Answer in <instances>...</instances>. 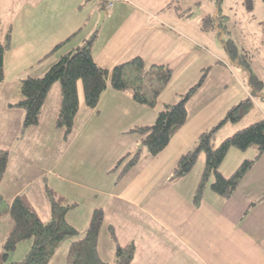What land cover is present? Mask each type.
<instances>
[{"label":"crops","instance_id":"crops-1","mask_svg":"<svg viewBox=\"0 0 264 264\" xmlns=\"http://www.w3.org/2000/svg\"><path fill=\"white\" fill-rule=\"evenodd\" d=\"M40 1L20 0L9 25L11 46L5 55V81L0 85V147L10 152L0 190L4 197L10 196L9 203L19 194H27L33 203L30 195L35 185L26 177L23 167L19 171L11 170L13 146L19 144L14 148H19L21 161L32 163L29 158L34 156L27 155L23 144L31 143L36 151L44 152V148L58 141L49 145L37 131L46 126L54 133L62 130L56 126L61 86L54 98L55 107L51 109L47 96L39 125L22 129L25 112L18 106H11L21 99V78L27 74L43 75L59 58L58 54L93 39V57L103 67L111 69L118 63L141 57L147 67L163 64L173 69V76L159 95L156 106L136 102L132 89L119 91L110 87L102 94L98 108L81 103L71 133L75 137L87 135L77 144L73 158L76 161L85 158L83 145L88 141L92 148L97 146L96 141L102 147L109 138L115 140L113 146L117 148L107 156L104 174L93 173L97 181L95 191L105 198V203L94 206L103 208V226L114 227L116 243L134 244L135 254L130 264H264V174L255 176L253 166L229 198L210 188V193L215 195L210 194L213 199L208 200L209 195L203 193L198 205L193 198L202 171L199 170V180L196 176L193 182L189 180L191 172L180 179H172L182 154L192 150L201 132L212 127L225 110L240 100H230L229 85L223 77L217 81L209 78L208 69L214 67L215 57L200 46V42L205 44L208 39L209 30L202 27L206 14L193 21L186 12L191 0H116L112 9L106 7L104 0H65L63 7L50 15L44 13L47 4L40 7ZM102 12V24L96 27ZM101 30H104L102 35ZM213 46L217 48L216 40ZM203 71L206 77L202 87L187 102L186 124L159 155L142 153L138 162L118 179L119 169L112 171V164L123 155L132 154L134 147L141 143L140 137L129 138L135 134L127 132L135 125L153 124L160 109L179 101L182 94L197 83ZM226 99L229 103L224 107ZM192 114L197 120L205 114L209 120H200L188 132ZM15 116L17 122L14 124ZM260 116L264 118L263 114ZM101 118L104 123L100 122ZM70 136L67 139L62 136L67 143L60 139L61 145H68ZM92 154L93 157L90 154L86 158V163L97 168L99 157ZM37 169L34 177L37 181L42 171H49L44 167L37 166ZM16 175L25 178V182L13 189L11 179ZM60 177L66 180L65 176ZM117 217L127 224L114 223ZM122 227H128L130 232L123 231ZM115 252L116 247L112 251V261L116 258Z\"/></svg>","mask_w":264,"mask_h":264},{"label":"trees","instance_id":"trees-1","mask_svg":"<svg viewBox=\"0 0 264 264\" xmlns=\"http://www.w3.org/2000/svg\"><path fill=\"white\" fill-rule=\"evenodd\" d=\"M218 17L216 16V19ZM214 20V17L205 16L202 19V27L209 30V26L215 25ZM11 36V26H8L5 31L0 28V85L5 81V55L11 46ZM93 42V39L88 40L84 45L62 54L43 75L27 74L21 78V99L11 106H18L24 110L23 130L39 125L49 90L57 82L61 86L62 99L56 126L65 130V139L73 132L80 107L79 82L82 83L85 104L92 109L97 108L102 94L108 87L119 91L132 89L136 102L152 107L157 105L159 95L173 76V69L170 66L153 64L147 67L141 57H135L118 63L111 69L106 68L94 59ZM225 48L230 56L239 58L234 41L227 40ZM240 62H243L246 68L248 67L249 83L256 89L262 88L261 78L251 71L248 63L243 60ZM205 77L204 72L197 83L182 94L179 101L166 104L160 109L153 124L135 125L127 132L140 137L143 148H139L135 153H128L118 160L112 171L119 169L126 157H130L122 166L118 179L138 162L144 149L151 156H157L169 145L174 134L186 124L187 102L202 87ZM248 110V102L245 101L231 107L220 124L199 135V144L194 150L185 152L179 158L173 171V180L187 176L202 151L206 155L205 167L193 198L195 204L201 203L203 191L207 186L214 193L229 198L252 169L255 160L246 159L230 176L222 174L220 165L231 146L241 149L254 146L257 148L258 155L264 153V118L237 130L219 145L214 146L215 133L228 121H239L242 113ZM9 159V150L0 147V184L5 176ZM211 176H213L212 180H210ZM45 193L49 199L51 213L48 221L41 218L27 194L16 195L6 206V211L0 212V219L5 213L9 216V228L4 236L0 264H49L64 241L79 234V231L66 218L77 204L70 202L64 195L47 185ZM4 202L5 197L0 190V204ZM104 216L102 207L93 211L85 236L71 245L69 254L72 257V264H130L132 262L135 254V246L132 243L121 245L117 242L116 258L113 262H107L100 256L99 236L104 224ZM109 231L115 238L113 226H109ZM27 239H32L33 242L26 257L19 262L8 261L10 253L21 241Z\"/></svg>","mask_w":264,"mask_h":264},{"label":"rangeland","instance_id":"rangeland-1","mask_svg":"<svg viewBox=\"0 0 264 264\" xmlns=\"http://www.w3.org/2000/svg\"><path fill=\"white\" fill-rule=\"evenodd\" d=\"M26 1L28 0H25V2ZM19 2L20 0H0V28L4 31L8 29L12 17L16 15V7L18 6ZM29 3H31L30 0ZM44 3L47 4V9L44 11V13L55 15L56 10L61 9L66 1L42 0L38 3V5L41 7V5ZM186 12L190 13L189 17L192 18L193 21L197 20L195 17L203 14L214 17L215 20L213 22L215 25L209 26L208 39H206V43L204 44L203 42H200V46L204 49H207L215 57L213 61V66L215 68L212 67L208 69L210 72L209 78L213 81H217L219 80L220 76L223 77L229 85L228 89L231 92L229 94L230 100L232 98H240L237 104L243 101L248 102L249 110L242 113L239 121H228L215 133L213 142L214 146L216 147L227 136L232 135L237 130L242 129L254 123L255 121H258L261 117V114L264 115V2L263 0H191V6L190 8H186ZM216 16H219L218 19H216ZM97 25L98 22L96 27ZM100 33L101 35L104 34V30H101ZM213 40H216L217 48L213 46ZM227 40L234 41V44L236 45L239 52V58L230 56V54L226 51L225 42ZM60 56L61 54H58V57ZM241 60L248 63L250 65L251 71L261 78L263 81L262 88L256 89L249 83L248 67L246 68L243 65V62H240ZM59 88L60 84L57 82L49 90V109H51L52 106L55 107L56 103L54 104V98ZM109 88L110 87L107 89ZM147 91L149 92V90ZM226 95L227 92L225 93V96ZM78 96L81 106L82 102L85 103L84 91L81 82L78 84ZM228 103V99H226L224 102V107L228 105ZM229 110L230 109L225 110L222 118H218L219 120L214 122L212 127L204 131L211 130L214 126L220 124V122L226 117V114ZM205 114L199 116V120L194 119L196 116L192 114L188 132L191 131L200 120H209V118L207 119V116H204ZM15 122H17L16 116L14 124ZM100 122L104 123L105 120L101 118ZM64 131L65 130L62 129L61 131H56V133H54L47 126L42 131H37L43 141H47L49 145L54 144V140L58 141L56 142L57 144H54L52 147L48 149L44 148V150H46L44 152L43 150H40L39 152L36 151L35 147L32 146L31 143L23 144L27 149V155L30 154L31 156H34L29 158L32 163L23 162V159L21 161L19 148H14L19 147V144H15L12 150L13 159L10 167L11 170L18 169V171L21 167L26 169V177L30 179L33 184H35L32 188L33 194L30 195L33 201L32 204L43 220H50L51 214L49 199L45 193L46 185L54 189L57 193L64 195L66 198H68V200H70V202L77 204L76 207L67 214L66 218L67 221L79 231V234L65 240L64 243L57 249L55 256L51 259L49 264H72V257L69 254L72 243L85 236L93 211L98 205L105 203V198L103 195L95 191L97 187V181H94L96 177L93 175V173L100 172L101 174H104V166L107 164L105 161L108 160L107 156H111V154H113L117 148V146H113V144H115V140L111 138H109L110 141L102 147L99 142L96 141L97 146L89 148L90 142L88 141L87 144L83 145L86 149H84L83 153L85 158H82L83 161L77 160V162L76 159H73L75 150L77 149V144L78 142L81 144V138L83 137L86 139L87 135L83 133L81 137L78 135L75 137V135L72 134L69 140L70 143L68 142V145L63 146L60 143V139L61 141H64L62 140ZM61 132L63 133L60 138L59 134ZM203 132H201V134ZM56 135L58 136V139L56 138ZM129 138L137 139L139 137L137 135H133ZM64 143L66 144L67 141H64ZM198 144L199 140L197 138V140L194 142L192 150H194ZM139 148H143L140 142L132 150L134 151L133 153H135ZM143 151V153H146L145 149ZM61 153H63V155ZM92 153H94V156L99 157V167L97 168L93 167L91 163H86V160H88L86 158L90 154L93 157ZM129 159L130 157H126L124 163H126ZM246 159L255 160L252 170V173L255 176L264 174V153L262 155H258L257 148L254 146L247 147L246 149L231 146L220 165V171L225 176H230ZM38 160L41 162L39 163ZM118 160L112 164V167L116 166V162ZM205 160L206 155L204 151H202L201 154H199L198 160L192 169L193 171H191L192 175L190 174V181L193 182L196 179V176L199 180L200 174L203 172L205 167ZM14 163H17L19 168L16 164L13 165ZM19 163H21V165H19ZM124 163L119 167L118 173L121 171ZM37 166L40 169H43V167L44 170L49 169V171L46 172L42 171V179L40 177L38 178V181L34 179V177L37 175H35V173L38 172ZM31 169H34V172ZM199 170L202 172L200 173ZM61 175L65 176L66 180L62 179L60 177ZM211 177L213 178V176ZM11 180L13 182V184L11 183L13 185V189H15L17 186L19 187L21 183L25 182V178L18 175L14 176V178ZM209 190L210 187L207 186L203 191V193L209 195V197H207L208 200L213 199L210 194L215 196L213 193H210L211 191ZM9 197L10 196L7 194L5 196V202L0 204V212L6 211V206L9 204ZM113 212L114 211L112 210V213ZM8 218L9 216L5 213L0 219V252L2 251L4 236L9 228ZM120 221L121 219L117 217L115 218L114 223L117 225L127 224H123V222L121 223ZM138 226L139 224L136 222V227L139 229ZM122 230L130 232L128 227H122ZM99 238L100 256L107 262H113L111 260L112 251L116 247L115 240L117 238L115 239L111 235L109 231V225H104L102 227ZM32 242V239L21 241L17 245L16 249L10 253L8 261H22L30 251Z\"/></svg>","mask_w":264,"mask_h":264},{"label":"built area","instance_id":"built-area-1","mask_svg":"<svg viewBox=\"0 0 264 264\" xmlns=\"http://www.w3.org/2000/svg\"><path fill=\"white\" fill-rule=\"evenodd\" d=\"M104 2L106 3V7L108 9H112L114 7L116 0H104Z\"/></svg>","mask_w":264,"mask_h":264},{"label":"water","instance_id":"water-1","mask_svg":"<svg viewBox=\"0 0 264 264\" xmlns=\"http://www.w3.org/2000/svg\"><path fill=\"white\" fill-rule=\"evenodd\" d=\"M103 16H104V12L101 13V17H100V21L98 23V27H100V25L102 24Z\"/></svg>","mask_w":264,"mask_h":264}]
</instances>
